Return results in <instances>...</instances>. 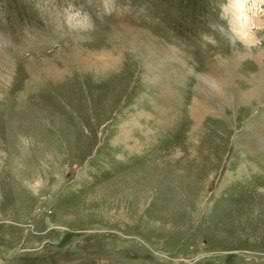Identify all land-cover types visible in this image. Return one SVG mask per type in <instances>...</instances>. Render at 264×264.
<instances>
[{
	"label": "rangeland",
	"instance_id": "1",
	"mask_svg": "<svg viewBox=\"0 0 264 264\" xmlns=\"http://www.w3.org/2000/svg\"><path fill=\"white\" fill-rule=\"evenodd\" d=\"M240 2L0 0V264H264Z\"/></svg>",
	"mask_w": 264,
	"mask_h": 264
},
{
	"label": "bare ground",
	"instance_id": "2",
	"mask_svg": "<svg viewBox=\"0 0 264 264\" xmlns=\"http://www.w3.org/2000/svg\"><path fill=\"white\" fill-rule=\"evenodd\" d=\"M241 0H229V6L227 8V12H229L233 16V25L235 28V31L238 33V36L240 37L243 44L246 46H253V44L257 40V35L254 32H250L249 28V20L246 19L245 24L241 22L243 20V16L241 13V6L243 3L240 2ZM259 2H263L264 0H256ZM257 27H262L263 24L260 20V17L258 18L256 22Z\"/></svg>",
	"mask_w": 264,
	"mask_h": 264
}]
</instances>
